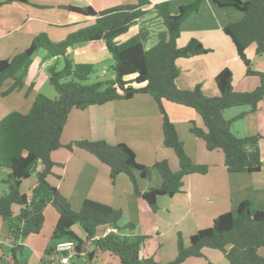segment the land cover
<instances>
[{
    "label": "trees",
    "instance_id": "1",
    "mask_svg": "<svg viewBox=\"0 0 264 264\" xmlns=\"http://www.w3.org/2000/svg\"><path fill=\"white\" fill-rule=\"evenodd\" d=\"M13 1L0 2V8ZM177 15L171 13V3L162 1L153 10L166 28L158 35L157 44L147 50V34L144 30L120 43L118 38L140 24L149 11L148 0H140L134 5L118 6L97 12L93 7L68 6L66 10L92 17L95 23L70 34L64 41L54 43L47 34L37 36L29 48L10 59L0 60V98L19 92L26 87V78L39 51H46L48 59L64 58V67L49 69L50 83L59 97L51 100L38 94L29 113L12 112L0 121V168L10 171L7 180L8 192L0 196V218L7 224L9 239L13 245V264H26L18 259L22 254V243L33 235H39L45 224V210L53 207L58 215L51 242L46 254H56L57 245L71 241L75 244L72 255L78 257L87 242L92 250L88 259L109 254L120 264H160L154 257L143 256L148 237L131 236L121 239L119 231L135 230L130 223L120 227L123 217L121 210L92 200H86L79 211H74L69 201L59 190L50 184L48 177L53 175L57 164L53 155L66 148L85 151L95 156L110 168V178L115 183L124 174L129 177L137 197L146 202L154 213L159 211L161 197L172 198L182 194L184 180L189 175H206L209 167L196 165L186 153L175 125L166 114L164 104L169 102L194 110L201 118L204 129L194 124L191 133L201 139L209 152H220L224 156L229 173H259L264 168V137L261 134L240 138L231 132L234 121L224 117V112L237 107H248L255 113L264 100V73L254 70L246 51L256 45V54L264 53V0H213L220 8H233L243 13L242 20L228 24L224 33L233 42L238 57L244 63L248 75L258 76L259 86L250 92H236L233 87V73L222 70L215 78L218 91L216 97H207L200 86L183 91L177 85L180 70L177 60L207 54L209 51L197 40L178 47L181 26L194 13H198L204 0H185ZM103 41L112 54L116 78L87 84L95 72L92 64H77L70 52L77 46ZM136 85L137 87H134ZM34 85L28 87L33 90ZM137 95L153 98L159 107L163 120V145L172 150L178 161V171H173L167 160L158 161L146 167L137 160L135 152L126 144L111 145L105 141H78L63 146L61 138L69 115L73 110L84 111L93 106H103L109 102L129 101ZM41 165L42 169L38 170ZM161 177L162 186L141 192L138 177L151 180L152 170ZM37 175L36 186L29 194L21 193L23 181ZM138 177H137V175ZM21 211L14 215L13 206ZM79 224L85 233V240L73 231ZM111 229L103 237L97 236L99 228ZM191 246L186 249L182 240L178 241V256L168 264H183L191 258H203L202 251L210 249L221 252L230 264H264L259 251L264 248V211L256 210L248 201L242 202L235 214L218 216L209 228L199 230L190 238Z\"/></svg>",
    "mask_w": 264,
    "mask_h": 264
},
{
    "label": "crops",
    "instance_id": "2",
    "mask_svg": "<svg viewBox=\"0 0 264 264\" xmlns=\"http://www.w3.org/2000/svg\"><path fill=\"white\" fill-rule=\"evenodd\" d=\"M6 1L8 0H0L1 3ZM24 1L26 2L13 1L6 3L0 8V60L10 59L14 55L25 51L40 34L45 33L52 42L58 43L64 41L70 34L95 23V19L92 17L66 10L68 6L83 8L91 6L97 12L120 6H110L109 4L105 8L102 6L103 9L101 10V8L98 9L94 6L93 0ZM148 1L150 6L144 8L149 11L147 15L156 14L153 7L162 1L171 3L172 15H177L180 6L186 3L185 0ZM138 2L139 0H132L127 2V5H134ZM147 15L139 25L129 30L126 36L127 41L136 36L142 29L147 34L146 44L149 39L153 40L154 45L157 44L158 35L165 33L166 28L158 35L151 36L149 30L143 29V26L148 23L146 20ZM243 16L242 12L233 8H220L213 0H204L200 11L191 15L183 23L181 36L177 42L178 47L182 48L195 39L209 52L201 56L177 60V67L180 70L177 85L181 90L189 91L200 86L205 96L216 97L218 91L215 78L224 69L232 71L233 87L236 92H250L259 86V77L247 74L246 67L238 57L233 42L224 33V28L228 24L242 20ZM156 20L162 24L157 14ZM131 31H133V34H131ZM123 37L125 35L119 37L118 41H120V38L123 40ZM101 42L103 41L92 43ZM246 55L253 63L254 70L264 73V53L257 55L256 45H252L246 51ZM81 63L90 64L88 62ZM4 106V104H0L3 109ZM25 107L28 108V104ZM164 108L167 116L175 125L186 153L193 163L209 167L206 175H189L184 180L185 190H183L182 195L188 194L189 202L182 203V205L188 206V214L184 220L189 224L185 230L187 236L190 238L199 230L209 228L213 221L222 214H235L238 206L244 201L250 202L256 210L264 211V168L261 172L253 174L229 173L225 167L223 154L209 152L205 143L191 134L192 123L197 128L204 129L200 116L192 109L169 102L164 104ZM249 110L248 107H237L224 112V117L229 121L245 115L244 118L232 123L231 132L240 138L255 134H261L264 137V100L259 104L255 113H250ZM185 126H187L189 133H185L182 137L181 128ZM78 141H105L111 145L124 143L135 151L138 162L146 167H153L156 162L167 160L173 171L176 172L179 169L175 154L162 152L163 149L169 150L163 145L162 115L156 102L147 95H137L129 101L109 102L103 106H93L84 111L73 110L69 115L61 142L65 147ZM262 148L264 150V142ZM52 159L57 167L53 175L48 177V181L69 201L73 210L79 211L86 200L96 201L121 210L123 216H127L126 225L136 223L137 226H135L134 231H127L130 235H141L138 232H143L141 226L144 225L145 220L159 234L158 230L160 228H156V222L148 217L149 212H154L146 202L135 195L128 176L119 175L113 184L110 178L109 166L99 161L92 154L79 149H75L73 152L68 151L66 148L60 149L54 153ZM8 172L10 174L9 170ZM159 176L152 174L151 181L143 180L137 175L139 190L146 192L151 188L160 187L162 180ZM186 182L190 187L188 193ZM126 186L127 203H120L119 189L124 191ZM176 196L170 198V200L175 199ZM164 198L161 197L159 200ZM125 209L129 214L123 212ZM20 211V206H13L14 215H18ZM45 211L44 227L49 224L51 229H54L59 215L53 211ZM130 214L139 216V218L137 220L131 219ZM129 221L130 223H128ZM126 225L122 226L121 221L119 222L120 227ZM0 229L1 232L7 230L8 233V226L1 218ZM43 229L39 235L30 236L22 243V255L26 254L29 257L25 260L26 264H43L49 262L53 256L46 254L48 244L46 240L41 239ZM110 231L109 228L101 233L98 229L97 236L102 234L103 237ZM85 237L79 238L85 240ZM85 243L82 254L77 257L75 264H94V262L104 264L103 259L105 258L99 259L98 257L89 261L85 250L91 251L92 247L87 242ZM176 246L178 248V240ZM146 247L143 256L150 257L147 255ZM12 249L13 245L9 239V233L5 238L0 235V264H13ZM202 254L203 258H191L186 262L197 260L194 263L205 264L202 262L205 261L206 264H230L223 254L215 253L214 250L204 249ZM259 254L264 257V248L259 251ZM169 255H172V252ZM70 264H73L72 256ZM113 264H117V262Z\"/></svg>",
    "mask_w": 264,
    "mask_h": 264
},
{
    "label": "rangeland",
    "instance_id": "3",
    "mask_svg": "<svg viewBox=\"0 0 264 264\" xmlns=\"http://www.w3.org/2000/svg\"><path fill=\"white\" fill-rule=\"evenodd\" d=\"M131 1L132 0H93L94 6L98 9L101 8V10L103 9V7L105 8L109 4L110 6H118V5L121 6V5H127V2H131ZM146 20L148 21V23L147 25L143 26V29L149 30L151 33V36L158 35L165 28L162 24H160V22L156 20L155 13H151L147 15ZM131 34H133V31H131ZM126 36L127 34H125V37H123L124 41L120 38L119 42L120 43L127 42ZM152 41H153L152 39H149L147 44H145V48L147 50L155 46ZM47 56H48V53L44 50L39 51L34 56L32 66L26 78V86H25L26 88L25 89L19 92L12 93L9 96L0 98V104L5 105L4 109L0 107V121L12 112H19L22 114L29 113L30 108L38 94H43L47 96L48 98H50L51 100L58 99L59 95L57 91L55 90V88L50 83L49 69L51 67H56L57 70L59 71L62 70L64 67V58L60 57L59 59H48ZM70 57L75 63L79 62L77 64H80V62H88L94 66L95 72L91 75L87 84H94L99 81L107 82V81L114 80L116 78V73L114 71L115 60L112 54L106 49L104 42L95 43V44L88 43V44H84L81 46H77L70 52ZM32 84L34 85V87H33V90L30 92L28 91L29 89L28 87H30ZM134 87H137V86L134 85ZM26 104H28V108L25 107ZM244 124H241V125H244ZM192 126H193V123L191 127ZM181 132H182V137L185 135V133H189L187 126L182 127ZM170 151L165 150V149L162 150L163 153H170L171 155H174L173 152H170ZM41 168L42 166L39 165L38 170H41ZM149 168H152V167H149ZM152 174L159 175L155 169L152 170ZM8 177H9L8 170L4 168H0V196L8 192V186L2 183L4 180H7ZM36 183H37V175L34 174L31 177V179L23 182L21 189H20L21 193L29 194L31 190L36 186ZM189 190H190V187L188 183L186 182L187 193L189 192ZM124 191H121V189H119L118 194H119L120 203H127V194H128L127 186L124 188ZM187 195L188 194L186 195L179 194L173 200H170V198L165 197L164 199L158 201V207H159L158 212L159 213L154 214V213L149 212L148 217L156 222V228L157 227L160 228L158 230L159 234H157L156 229H152V227L148 225L147 220H145L143 222L144 225L141 226L143 232L141 231L138 232L139 234L149 238L147 241V247H146L147 251L149 252V253L147 252V255H149L150 257H154L155 260L158 261L160 264H168L176 260L178 256V248L176 246V241L177 240L179 241V238L182 240L183 245L186 249L190 248L191 246V243H190L191 237L189 238L187 234L185 233V230L186 228H188L189 224L184 222L185 216L188 214V211H187L188 206L182 205V203H189ZM46 210L57 213V211L53 207H48ZM123 212L127 213V210L125 209ZM129 217L131 219L133 218L134 220H137L139 218V216H135L131 214L129 215ZM128 223H130V221ZM126 224H127V216H123L121 219V225L124 226ZM134 225L137 226L136 223ZM73 230L75 233L77 232L76 234H78L79 237H83V238L85 237V233L79 224H77L73 228ZM127 231L129 230L125 229V230L119 231V236L121 239L132 236ZM53 232H54V229H51V226H49V224H47V226L44 227L43 229V235L41 236L42 237L41 239L46 240V243L48 245L51 242ZM0 235L2 238L7 237L8 236L7 230L6 231L2 230L1 232V229H0ZM141 235H136V236H141ZM171 252H172V255H169V253L171 254ZM214 252L221 253L215 250ZM28 258L29 257H27L26 254H23V255L19 254V259L23 260L24 262ZM100 258L101 259L105 258L103 259L104 264H113L116 262L117 264H120L118 260L111 259L109 254L99 255V259ZM76 260H77V257L72 256L73 264L76 263ZM194 261H197V260H191L190 262H186L184 264H196L194 263ZM202 262L206 264L205 261H202ZM94 264H97V263L94 262Z\"/></svg>",
    "mask_w": 264,
    "mask_h": 264
},
{
    "label": "built area",
    "instance_id": "4",
    "mask_svg": "<svg viewBox=\"0 0 264 264\" xmlns=\"http://www.w3.org/2000/svg\"><path fill=\"white\" fill-rule=\"evenodd\" d=\"M75 249V244L71 241L59 243L57 245L56 254L52 256L49 262L43 264H70L71 255H65V253H72Z\"/></svg>",
    "mask_w": 264,
    "mask_h": 264
},
{
    "label": "water",
    "instance_id": "5",
    "mask_svg": "<svg viewBox=\"0 0 264 264\" xmlns=\"http://www.w3.org/2000/svg\"><path fill=\"white\" fill-rule=\"evenodd\" d=\"M99 229H100L101 233H103V229H102L101 227H100ZM101 235H102V234H100L98 237H102ZM85 244H86V243H85ZM89 261H91V258H89ZM89 264H90V263H89Z\"/></svg>",
    "mask_w": 264,
    "mask_h": 264
}]
</instances>
